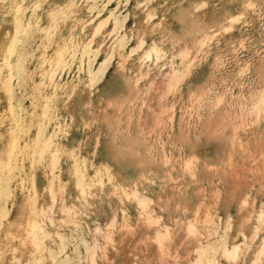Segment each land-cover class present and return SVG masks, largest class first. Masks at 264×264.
Here are the masks:
<instances>
[{
    "label": "rangeland",
    "instance_id": "obj_1",
    "mask_svg": "<svg viewBox=\"0 0 264 264\" xmlns=\"http://www.w3.org/2000/svg\"><path fill=\"white\" fill-rule=\"evenodd\" d=\"M0 46V264H264V0H0Z\"/></svg>",
    "mask_w": 264,
    "mask_h": 264
},
{
    "label": "bare ground",
    "instance_id": "obj_2",
    "mask_svg": "<svg viewBox=\"0 0 264 264\" xmlns=\"http://www.w3.org/2000/svg\"><path fill=\"white\" fill-rule=\"evenodd\" d=\"M16 18H17V17H16ZM16 22H17V21H16ZM16 24H17V23H16ZM16 24H15V25H16ZM16 26H17V25H16ZM16 26H15V28H16ZM15 28H14V29H15ZM18 29H19V28H18ZM7 30H8V29H7ZM7 30H6V31H7ZM14 31H16V30H14ZM18 31H19V30H18ZM16 32H17V31H16ZM16 32H15V33H16ZM8 33H9V32H7V34H8ZM5 36H7V35H5ZM8 40H9V39H8ZM12 40L14 41V39H12ZM10 41H11V39H10ZM10 41H9V43H10ZM6 42H7V41H6ZM12 44H13V43H12ZM5 45H8V44H5ZM3 46H4V45H3ZM0 49H2L1 46H0ZM5 49L8 50L9 47H8V49H7V48H5ZM14 49H15V48H14ZM61 50H62V49H61ZM11 51L13 52V50H11ZM9 52H10V51H9ZM4 54H5V53H4ZM7 54H8V52H7ZM0 55H1V54H0ZM9 55H10V53H9ZM1 56H2V55H1ZM6 56H7V55H6ZM59 56H60V55H59ZM59 56H58V57H59ZM1 58H3V57H1ZM8 58H9V57H8ZM8 58H7V59H8ZM7 59H6V61H8ZM54 60H55V59H54ZM58 60H61V59L58 58ZM58 60H57V61H58ZM4 62H5V61H4ZM4 62H3V63H4ZM54 62H55V61H54ZM54 62H53V63H54ZM5 63H6V62H5ZM56 63H57V62H56ZM57 64H58V63H57ZM3 66H4V65H3ZM4 67H5V66H4ZM7 67H9L8 64H7ZM8 72H9V71H8ZM8 74H9V73H8ZM10 74H11V73H10ZM7 77H11V76H7ZM7 77H6V78H7ZM9 80H10V78H9ZM6 83H7V82H6ZM6 83H4V84H6ZM2 88H4V87H2ZM8 89H9V87H8ZM6 91H7V89H6ZM8 94H9V93H8ZM9 96H10V95H9ZM10 97H11V96H10ZM8 99H9V98H8ZM9 101H10V99H9ZM9 105H10V104H9ZM10 107H11V105H10ZM12 116H13V114H12ZM13 126H14V125H13ZM15 128H17V126H16ZM13 129H14V128H13ZM12 132H13V131H12ZM15 133H16V132H15ZM15 137H16V136H15ZM39 139H40V138H39ZM39 139H38V140L36 139V140L39 141ZM34 141H35V140H34ZM45 142H46V141H45ZM43 146H44V145H43ZM17 149H18V148H17ZM41 151H43V150H41ZM14 152H15V147H14L13 145H10V147L7 148L6 154L4 153V154L6 155V158H5V161H4L5 163H9V162H10V159H11V157L13 156ZM38 153H39V155L41 154L40 151H38ZM16 154H17V150H16ZM13 158H14V157H13ZM11 164H13V163H11ZM9 165H10V164H9ZM1 166H2V165H1ZM3 166H5V165H3ZM6 166H7V165H6ZM30 220H31V219H30ZM33 225H34V224H33ZM33 225H31V226H33ZM34 226H35V225H34ZM33 229H34V228H33ZM33 234L35 235V233H33ZM33 234H32V236H33ZM34 237H35V236H34ZM32 239H33V238H32ZM236 247H237V246H236ZM233 249H234V247H233ZM237 249H238V248H237ZM227 250H228V249H227ZM229 250H231V249H229ZM235 250H236V249H235ZM235 250H234V251H235ZM236 251H237V250H236ZM263 252H264V251H263ZM230 253H231V252H229V254H230ZM225 254H228V253H225ZM232 254H233V253H232ZM225 256H226V255H225ZM237 257H238V255H237ZM258 257H259V256H258ZM259 258H260V257H259ZM257 260H258V259H257Z\"/></svg>",
    "mask_w": 264,
    "mask_h": 264
}]
</instances>
